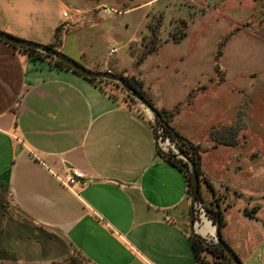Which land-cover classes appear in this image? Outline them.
Wrapping results in <instances>:
<instances>
[{
  "label": "rangeland",
  "instance_id": "obj_1",
  "mask_svg": "<svg viewBox=\"0 0 264 264\" xmlns=\"http://www.w3.org/2000/svg\"><path fill=\"white\" fill-rule=\"evenodd\" d=\"M7 24L20 33L1 29ZM0 31L41 45L47 43L21 36L51 35L52 44L65 45L60 52L97 71L91 61L67 54L76 42L89 59L116 65L113 74L139 77L152 104L177 97L184 81L200 82L165 110L170 124L179 116L188 127L190 138L183 137L196 143L201 172L221 192V239L241 261L264 238V0H0ZM102 85L151 122V114L118 84ZM225 178L238 195L217 181ZM199 194L204 208L211 196L203 184ZM240 197L257 200L246 203ZM6 198L0 186V264H87L73 258L58 238L30 230L35 226L28 227ZM244 207L257 208L243 218L238 210ZM209 223L213 235L204 237L213 241Z\"/></svg>",
  "mask_w": 264,
  "mask_h": 264
},
{
  "label": "crops",
  "instance_id": "obj_2",
  "mask_svg": "<svg viewBox=\"0 0 264 264\" xmlns=\"http://www.w3.org/2000/svg\"><path fill=\"white\" fill-rule=\"evenodd\" d=\"M4 27L20 33L12 24ZM21 37L52 44L51 35ZM66 49L97 71L116 69L89 59L76 42ZM136 78L147 95V85ZM181 87L177 97L155 100L154 107L168 110L200 82L184 81ZM134 109L102 83L47 60H30L0 41V186L13 212L35 226L30 230L43 231L46 238L59 231L87 264H196L184 177L157 154L149 118ZM179 120L173 127L190 138ZM67 169L83 172L85 182L62 186L56 176L64 178ZM217 181L237 191L226 178ZM241 261L264 264V238Z\"/></svg>",
  "mask_w": 264,
  "mask_h": 264
},
{
  "label": "trees",
  "instance_id": "obj_3",
  "mask_svg": "<svg viewBox=\"0 0 264 264\" xmlns=\"http://www.w3.org/2000/svg\"><path fill=\"white\" fill-rule=\"evenodd\" d=\"M58 30L56 32L58 33ZM5 43V42H4ZM8 44V43H6ZM11 46L13 49L24 53L30 60L36 61V60H47L51 65L54 67L58 68H64L71 70L72 72L80 75L70 67L66 66L60 61L54 60L51 57L44 55L34 49L30 48H24V47H17L8 44ZM52 48H55L54 44L48 45ZM84 79L92 82V83H102V82H111L107 80H101V79H93V78H86L83 75H80ZM121 76L127 84H129L134 90H136L141 96H143L149 104L156 110V113L158 115V120H159V127H158V136H160L162 139L163 138H168L169 141H171L175 147L177 148L178 151L183 153L196 167V173L198 176L199 180V187L200 184H203L207 191L210 193L211 196V201L208 202V205L204 204V210H205V215L207 218L210 220L211 224L214 226V231L215 235L220 237V230L224 226V218L223 214L221 211V207L219 206L218 201L220 200V196L218 193L214 190L212 183L207 179L204 174L200 170V163H199V156H198V147L197 145L191 143L187 139H185L171 124H170V117L171 113L168 111H165L164 109H156L154 105L150 102L148 96L146 93L143 91V84L142 82L133 77V76H124V75H119ZM96 81V82H95ZM130 100H133L132 98L128 97ZM130 105V104H129ZM134 111L138 114V116L142 117V113L138 109H134ZM148 125L152 128V124L150 121H147ZM157 150V149H156ZM157 154L168 164L176 168L179 172L182 173L186 185V192L189 195L190 192V174H189V167L188 163L185 162L184 160L175 157L173 154L170 153H161L158 150L156 151ZM233 194L238 195L235 191H232ZM224 196V195H223ZM222 196V197H223ZM198 201H201L200 194L198 191L197 195ZM257 207H251L249 209H243L242 213L247 216H252V213L255 212ZM53 237L58 238L64 245L65 242L54 235L53 233L51 234ZM189 243L193 252L194 260L196 264H215L216 262H220L222 264H231L230 260L227 258V256L224 254L223 250L220 247L217 246H206L202 243V241L193 236V235H188ZM67 246V245H66ZM207 256H209L207 258ZM73 258L78 259L75 257V255H72ZM79 261L85 262L84 259H78Z\"/></svg>",
  "mask_w": 264,
  "mask_h": 264
},
{
  "label": "water",
  "instance_id": "obj_4",
  "mask_svg": "<svg viewBox=\"0 0 264 264\" xmlns=\"http://www.w3.org/2000/svg\"><path fill=\"white\" fill-rule=\"evenodd\" d=\"M0 41L8 43L13 46H17V47L34 49L44 55L51 57L54 60L62 62L63 64L70 67L71 69H73L74 71H76L80 75H83L86 78L107 80V81H111V82L118 84L130 98L136 100L142 107H144L151 114L152 116L151 124H152V130H153L154 144L156 146V149L159 152L165 153L158 146L159 120H158V115L156 113V110L149 104V102L143 96H141L136 90H134L129 84H127L121 76L115 75L111 73L110 71L88 70L55 48H52L48 45H41V44H37L34 42L22 40V39L13 37L11 35H8L6 33H3L1 31H0ZM173 155L187 162L188 167H189L191 183H190V192H189L188 224H189L190 235H193L199 238L202 241V243L206 246L220 247L223 250L224 254L227 256V258L230 260L231 264H242L240 259L236 256V254L230 249V247L221 238L216 236L213 238V241H211L205 237H202L195 231L196 221L198 222V224L200 223L199 222L200 220L198 221V219L195 218L194 213H193V205L195 202L198 201L197 195L199 191V180H198V176L196 173V167L180 151L173 153ZM240 198L246 203L255 202L257 200L256 198H246V197H240ZM53 231L58 237H60L65 242L68 249L75 255V257H77L78 259H83V256L79 253V251L72 245V243L64 235H62V233L56 230H53Z\"/></svg>",
  "mask_w": 264,
  "mask_h": 264
},
{
  "label": "built area",
  "instance_id": "obj_5",
  "mask_svg": "<svg viewBox=\"0 0 264 264\" xmlns=\"http://www.w3.org/2000/svg\"><path fill=\"white\" fill-rule=\"evenodd\" d=\"M62 16L66 17V13L63 12ZM158 146L165 153L176 152V148H175L174 144L171 141H169L168 138L162 139L160 136H158ZM56 179L58 180V182L62 186H64L67 189H71L73 186H75L78 183H84L85 182V175L83 172H81L77 169H67V171L65 172L64 178L56 176ZM193 213H194V216L196 219L200 218V215H202V214L205 215L203 205L200 201H197L194 203ZM205 217L207 218L206 215H205ZM197 223L198 222L196 221L195 224H197Z\"/></svg>",
  "mask_w": 264,
  "mask_h": 264
},
{
  "label": "bare ground",
  "instance_id": "obj_6",
  "mask_svg": "<svg viewBox=\"0 0 264 264\" xmlns=\"http://www.w3.org/2000/svg\"><path fill=\"white\" fill-rule=\"evenodd\" d=\"M210 222V221H209ZM208 221H207V219L203 216V224L201 225V226H199L198 228H197V231L200 233V234H202L201 236L202 237H204V235H206L207 233H211V234H213V231H212V228H211V225H210V223H209ZM196 225V224H195ZM197 226V225H196ZM196 226H195V231H196ZM196 231V232H197ZM199 234V235H200ZM206 238V237H205Z\"/></svg>",
  "mask_w": 264,
  "mask_h": 264
}]
</instances>
